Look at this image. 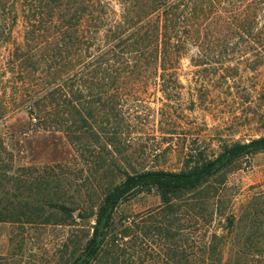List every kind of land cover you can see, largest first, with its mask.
I'll list each match as a JSON object with an SVG mask.
<instances>
[{"label":"trees","instance_id":"1","mask_svg":"<svg viewBox=\"0 0 264 264\" xmlns=\"http://www.w3.org/2000/svg\"><path fill=\"white\" fill-rule=\"evenodd\" d=\"M12 42L0 62V223L68 228L54 264H264V189L229 196L226 181L264 151V130L179 170L135 168L120 138L149 88L178 91L189 48L194 66L263 64L264 0H0V48ZM21 109L81 161L17 164L1 126ZM141 194L158 203L129 211Z\"/></svg>","mask_w":264,"mask_h":264},{"label":"rangeland","instance_id":"2","mask_svg":"<svg viewBox=\"0 0 264 264\" xmlns=\"http://www.w3.org/2000/svg\"><path fill=\"white\" fill-rule=\"evenodd\" d=\"M22 36L20 20L12 33L13 42L21 43ZM13 42L0 48V62L7 58ZM196 52L189 48L182 57L178 81L174 83L178 91L174 95L165 96L156 88H149L142 95L144 106L137 118L130 116L125 122L128 129L122 131L120 138L123 146H128L126 154L135 168L179 170L192 158L193 149L214 156L223 141L242 140L263 132L264 62L250 70L247 63L236 57L227 63L237 66L236 71L227 73L221 71V64L192 65L190 58ZM213 68L219 69L212 72ZM7 87L6 82H0V96L7 92ZM1 127L17 164L81 161L63 132L36 127L26 109L9 117ZM226 177L229 196L252 185L264 189V151L243 158ZM157 203L155 195L141 194L125 207L139 212ZM66 230L69 229L0 223V264H54L58 260L56 248Z\"/></svg>","mask_w":264,"mask_h":264},{"label":"built area","instance_id":"3","mask_svg":"<svg viewBox=\"0 0 264 264\" xmlns=\"http://www.w3.org/2000/svg\"><path fill=\"white\" fill-rule=\"evenodd\" d=\"M192 151H193V152H196V149H193Z\"/></svg>","mask_w":264,"mask_h":264}]
</instances>
